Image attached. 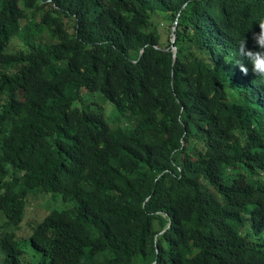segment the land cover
<instances>
[{"label":"trees","instance_id":"16d2710c","mask_svg":"<svg viewBox=\"0 0 264 264\" xmlns=\"http://www.w3.org/2000/svg\"><path fill=\"white\" fill-rule=\"evenodd\" d=\"M262 17L264 0H0V264H264V78L227 62ZM87 93L142 118L112 126ZM55 192L73 206L20 238L30 196Z\"/></svg>","mask_w":264,"mask_h":264},{"label":"rangeland","instance_id":"374dc122","mask_svg":"<svg viewBox=\"0 0 264 264\" xmlns=\"http://www.w3.org/2000/svg\"><path fill=\"white\" fill-rule=\"evenodd\" d=\"M26 24L22 26V29L26 28ZM37 39L40 40L43 44H50L54 42L53 39L49 38L46 33H41L38 35ZM175 39L174 37L171 40ZM20 41V40H18ZM56 41V40H55ZM99 93H87V100L90 102H95L101 110L104 111L107 121L112 126H122V127H132L142 118V115L125 113L121 114L116 107L108 101L106 98L99 96ZM73 206V202H66L62 199V195L58 192L55 193H37L30 196L28 204L26 206L25 218L21 222L16 233L19 234V237L24 239L26 238L32 230V226L44 218L50 211L54 209L61 208H70ZM5 226V219L0 214V227ZM3 255L0 253V262Z\"/></svg>","mask_w":264,"mask_h":264},{"label":"clouds","instance_id":"9594fccd","mask_svg":"<svg viewBox=\"0 0 264 264\" xmlns=\"http://www.w3.org/2000/svg\"><path fill=\"white\" fill-rule=\"evenodd\" d=\"M255 21L258 22L259 30H253L250 37L254 47H248V38L246 37L243 41L238 42L236 53L238 59L234 62H227L238 66L239 70L244 75H248L250 66L251 72L254 75L264 78V17L258 18ZM251 28L252 26L249 29Z\"/></svg>","mask_w":264,"mask_h":264},{"label":"water","instance_id":"95a60500","mask_svg":"<svg viewBox=\"0 0 264 264\" xmlns=\"http://www.w3.org/2000/svg\"><path fill=\"white\" fill-rule=\"evenodd\" d=\"M175 26H174V28L172 29V34H173V37L175 38V36H176V33H175ZM173 41H174V39H173Z\"/></svg>","mask_w":264,"mask_h":264}]
</instances>
